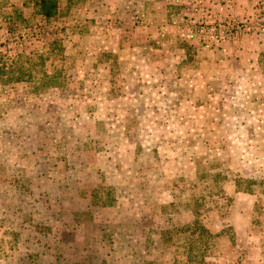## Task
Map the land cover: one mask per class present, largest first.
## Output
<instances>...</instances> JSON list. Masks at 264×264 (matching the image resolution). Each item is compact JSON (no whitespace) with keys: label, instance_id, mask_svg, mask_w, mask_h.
Returning <instances> with one entry per match:
<instances>
[{"label":"rangeland","instance_id":"rangeland-1","mask_svg":"<svg viewBox=\"0 0 264 264\" xmlns=\"http://www.w3.org/2000/svg\"><path fill=\"white\" fill-rule=\"evenodd\" d=\"M57 3L0 0V264H264V0Z\"/></svg>","mask_w":264,"mask_h":264},{"label":"trees","instance_id":"trees-1","mask_svg":"<svg viewBox=\"0 0 264 264\" xmlns=\"http://www.w3.org/2000/svg\"><path fill=\"white\" fill-rule=\"evenodd\" d=\"M30 2H32V7L34 10V13L36 15L41 16V18H43L45 21H49L51 18H56L59 14L58 11V3L57 0H30ZM12 15L14 17L19 18V13L14 11L12 13ZM12 15H8L10 16V20L8 21V25L7 30L10 32H12V34L14 33L15 29H17V25L15 22L12 21ZM52 42V49L50 50L51 53H55V51L57 50L58 52L61 50L60 44L58 43L57 39L53 38L51 40ZM41 63H40V68H41ZM6 75L7 76V72L5 71V65L0 62V77ZM40 75L42 76V81L41 83L44 86H51V87H60L63 86L64 81L62 80V76H61V71L58 68L52 67L50 69V71H47L45 68H43V70L40 72ZM9 76V74H8ZM10 77H13L12 74H10ZM15 79L13 80H17L18 77H14ZM187 227V225H184ZM207 236L210 238L211 234L206 233ZM194 243L193 244H187V246H185L186 251H191L194 248Z\"/></svg>","mask_w":264,"mask_h":264}]
</instances>
